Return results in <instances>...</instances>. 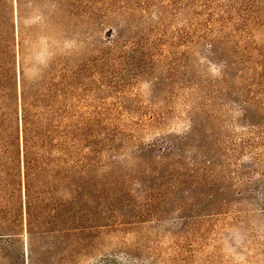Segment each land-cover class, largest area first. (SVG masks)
<instances>
[{
  "label": "rangeland",
  "instance_id": "obj_1",
  "mask_svg": "<svg viewBox=\"0 0 264 264\" xmlns=\"http://www.w3.org/2000/svg\"><path fill=\"white\" fill-rule=\"evenodd\" d=\"M194 1L193 13L167 0H152L135 8L145 38L139 37V26L133 28L137 30L134 38L122 42L124 54L115 51L104 56L101 46L111 44L115 37V31L109 35L107 29L124 16L115 15L102 24L98 4L93 3L87 7L84 42L72 38L61 45V50L73 52L80 46L87 64L88 138L102 140L108 135L114 139L111 147L87 144L88 152L97 144L101 149L100 163L92 167L91 178L100 180L104 173L112 179L118 176L130 185L128 194L135 199L117 202L113 216L108 217L100 216L101 203L94 201L96 210L86 218L91 228L76 264H264V122L259 119L264 118V90L252 92L249 80L254 73L264 72V58L257 50L264 48V28L254 30L256 49L250 62H239L230 49L241 48L240 27L235 30L231 22L220 27V20L212 25L206 10L200 8L204 0ZM211 1L210 10L230 4L228 0ZM35 21L29 18L26 23ZM212 35L226 41L227 62L211 52ZM34 54L41 63L51 57L44 38H39ZM246 93L250 99L245 102ZM229 95L238 102H232ZM256 101L263 108L259 118L244 111ZM195 117L204 124L200 138L212 134L205 124L216 119V132L226 145L219 141L220 149L211 157L185 149L178 156L184 161L180 168L190 171L189 167L196 169V162L202 167L204 158L210 159L205 175H209L211 190L207 191L211 202L218 204H211V211L198 212L192 207L184 211L175 206L162 214L160 207L157 214L142 216L141 180L130 178L131 182L129 177L142 171L148 175L140 157L143 149L151 145L153 161L161 158L163 141L189 133ZM152 199L161 201L160 196ZM187 201L193 203L190 198ZM133 208L136 212L132 213Z\"/></svg>",
  "mask_w": 264,
  "mask_h": 264
},
{
  "label": "trees",
  "instance_id": "obj_2",
  "mask_svg": "<svg viewBox=\"0 0 264 264\" xmlns=\"http://www.w3.org/2000/svg\"><path fill=\"white\" fill-rule=\"evenodd\" d=\"M228 1L230 4H219L220 10H210L214 2L204 0L200 8L206 10L212 25L220 20V27L224 22H231L235 30L240 27L241 48L230 51L237 54L239 62L247 63L256 49L252 45L254 30L264 28V5L262 0ZM167 2L182 9L187 7L192 13L196 3ZM93 3L98 4L102 24L115 15L124 16L107 29L109 35L115 31V37L111 44L101 46V56L115 51L124 54L122 42L134 38L137 30L133 28L143 26L135 8L145 7L152 0H0V264H76L91 228L86 225V218L96 210L94 201L96 205L101 203L100 216L108 217L113 216L117 202L135 200L128 194L130 185L120 177L112 179L104 173L100 180L91 178L92 167L100 163V145L111 147L114 139L108 135L102 140L88 138L91 127L85 115L84 81L87 64L80 46L74 52L61 50L68 39L84 42L87 7ZM123 7L131 10L125 12ZM29 18L36 21L27 24ZM212 36L211 52L219 53L227 62L223 45L226 41ZM39 38L45 39L51 54L42 63L36 61L34 54ZM257 50L264 58V48ZM227 71L231 73L230 67ZM249 80L252 92L264 90V72L254 73ZM243 97L245 102L250 99L248 93ZM228 98L238 102L231 95ZM259 102L247 105L246 115L259 118L263 112ZM259 119L264 122V118ZM213 120L217 121L211 118L207 121L209 126L205 124L212 134L200 138L204 124L193 118L189 133L163 141L165 153L157 160L153 161L151 145L143 149L140 157L148 175L142 171L141 175L129 177L131 182L141 180L140 193L145 200L142 216L157 214L160 207L162 214L175 206L184 211L189 207L198 212L211 211V204H218L211 202L207 191L211 190V180L205 175L210 159L204 158L202 167L196 162V169L189 167L190 171L181 170L184 161L178 159L185 149L211 157L219 151V141L226 145ZM89 142L100 145L92 146L89 153ZM181 185L188 187L182 189ZM93 188L100 191L96 193ZM159 196L161 201H152V197ZM188 198L192 204L187 203Z\"/></svg>",
  "mask_w": 264,
  "mask_h": 264
}]
</instances>
